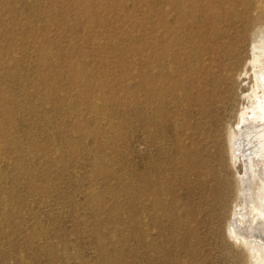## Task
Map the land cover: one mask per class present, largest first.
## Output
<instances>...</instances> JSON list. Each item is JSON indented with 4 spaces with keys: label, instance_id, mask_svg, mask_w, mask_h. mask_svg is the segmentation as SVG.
<instances>
[{
    "label": "rangeland",
    "instance_id": "374dc122",
    "mask_svg": "<svg viewBox=\"0 0 264 264\" xmlns=\"http://www.w3.org/2000/svg\"><path fill=\"white\" fill-rule=\"evenodd\" d=\"M156 9L157 0H0V264H248L224 236L243 163L222 173L228 190L214 211L215 195L191 204L189 178L173 185L158 154L191 145L189 27L175 32L172 124L164 109V129H141ZM159 163V176L146 174Z\"/></svg>",
    "mask_w": 264,
    "mask_h": 264
},
{
    "label": "bare ground",
    "instance_id": "6f19581e",
    "mask_svg": "<svg viewBox=\"0 0 264 264\" xmlns=\"http://www.w3.org/2000/svg\"><path fill=\"white\" fill-rule=\"evenodd\" d=\"M156 11L158 44L150 65L144 55L140 69L141 129H164L158 122L164 109L172 124L166 105H173V92L177 104L173 72L177 78L181 72L175 32L189 27L186 97L191 145L184 154L176 141L169 154H158L172 169L173 185L189 178L191 204L202 192H208L206 201L215 195L210 205L214 211L217 199L228 190L222 173L226 168L235 172L243 163L244 175L237 172L234 179V206L224 236L248 264H264V0H187L186 5L182 0H157ZM148 135L153 142L155 134ZM162 169L159 163L146 168V174L159 176Z\"/></svg>",
    "mask_w": 264,
    "mask_h": 264
}]
</instances>
